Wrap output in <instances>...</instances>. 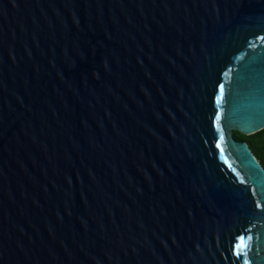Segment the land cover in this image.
<instances>
[{
  "label": "water",
  "instance_id": "water-1",
  "mask_svg": "<svg viewBox=\"0 0 264 264\" xmlns=\"http://www.w3.org/2000/svg\"><path fill=\"white\" fill-rule=\"evenodd\" d=\"M263 129L264 0H0V264H264Z\"/></svg>",
  "mask_w": 264,
  "mask_h": 264
},
{
  "label": "trees",
  "instance_id": "trees-1",
  "mask_svg": "<svg viewBox=\"0 0 264 264\" xmlns=\"http://www.w3.org/2000/svg\"><path fill=\"white\" fill-rule=\"evenodd\" d=\"M234 138L246 142L264 168V129L250 136L234 132Z\"/></svg>",
  "mask_w": 264,
  "mask_h": 264
},
{
  "label": "snow or ice",
  "instance_id": "snow-or-ice-1",
  "mask_svg": "<svg viewBox=\"0 0 264 264\" xmlns=\"http://www.w3.org/2000/svg\"><path fill=\"white\" fill-rule=\"evenodd\" d=\"M249 239H250V237H249ZM246 247H247V245L244 242V238L241 237L240 238V243L236 246V255L237 256L241 255L242 252H243V249L246 248Z\"/></svg>",
  "mask_w": 264,
  "mask_h": 264
}]
</instances>
